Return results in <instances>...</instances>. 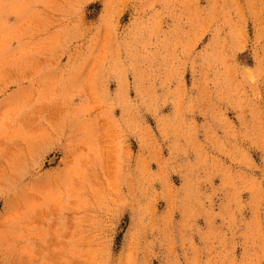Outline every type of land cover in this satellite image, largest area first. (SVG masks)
<instances>
[{"label": "rangeland", "instance_id": "obj_1", "mask_svg": "<svg viewBox=\"0 0 264 264\" xmlns=\"http://www.w3.org/2000/svg\"><path fill=\"white\" fill-rule=\"evenodd\" d=\"M1 84L0 264H264V0H0Z\"/></svg>", "mask_w": 264, "mask_h": 264}, {"label": "crops", "instance_id": "obj_2", "mask_svg": "<svg viewBox=\"0 0 264 264\" xmlns=\"http://www.w3.org/2000/svg\"><path fill=\"white\" fill-rule=\"evenodd\" d=\"M25 27H28V30L25 29ZM30 30H32L31 26L21 25V27L15 30L17 34L14 36L17 37L16 39L20 40L21 44H24L22 41L24 40L29 41V39H32V32ZM18 82H19L18 87H16V89L13 91L14 95H11L12 93L9 95V98L16 99L13 119H18V120H26L27 118L31 119L32 117L31 107L32 106L28 105V100L29 102L32 100V90H31L32 84L27 83L28 84L27 85L24 82V80H19ZM2 84L0 85V87H3ZM27 94H29V97L27 96ZM5 106L9 107V103L7 102V100H5L0 105V109H4Z\"/></svg>", "mask_w": 264, "mask_h": 264}]
</instances>
